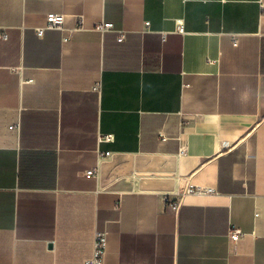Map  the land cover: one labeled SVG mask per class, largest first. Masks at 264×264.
Listing matches in <instances>:
<instances>
[{"label": "crops", "instance_id": "crops-1", "mask_svg": "<svg viewBox=\"0 0 264 264\" xmlns=\"http://www.w3.org/2000/svg\"><path fill=\"white\" fill-rule=\"evenodd\" d=\"M262 6L0 0V264H264Z\"/></svg>", "mask_w": 264, "mask_h": 264}, {"label": "built area", "instance_id": "built-area-1", "mask_svg": "<svg viewBox=\"0 0 264 264\" xmlns=\"http://www.w3.org/2000/svg\"><path fill=\"white\" fill-rule=\"evenodd\" d=\"M262 8H263V13H264V6H262ZM65 23H66V16L64 14H58V13L47 14L44 24L36 28V34L38 37L42 38L45 32L48 30L66 31ZM80 24H82V18H80ZM149 26H150V23L146 22L145 27L148 28ZM97 30H99L102 33H105V32L115 31V27L111 23H101L97 25ZM177 33L181 35L186 34L184 24L181 21H179L177 24ZM125 34H126L125 31L119 32L118 42L120 43L124 42ZM3 38L6 39L5 34L3 35ZM64 40H67V38H64ZM233 43L235 46H237L238 45L237 39L234 38ZM104 139L105 141H111L112 136H106ZM110 155L111 153L105 154L106 157H109ZM96 175H97L96 171L87 172V176L89 177L96 176ZM208 192H211V190H205V189L197 188V187H189L186 190L187 194H197V195L205 194ZM176 207H177V204L174 205V208ZM241 236H242V232L239 230H235L234 232L231 233V239L233 241H237ZM107 246H108V232L98 231L96 234L94 256L86 264H104Z\"/></svg>", "mask_w": 264, "mask_h": 264}]
</instances>
